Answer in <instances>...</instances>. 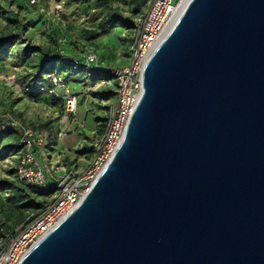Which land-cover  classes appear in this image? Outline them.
<instances>
[{
	"label": "water",
	"instance_id": "water-1",
	"mask_svg": "<svg viewBox=\"0 0 264 264\" xmlns=\"http://www.w3.org/2000/svg\"><path fill=\"white\" fill-rule=\"evenodd\" d=\"M20 264H264V0H190L122 143Z\"/></svg>",
	"mask_w": 264,
	"mask_h": 264
},
{
	"label": "rangeland",
	"instance_id": "rangeland-1",
	"mask_svg": "<svg viewBox=\"0 0 264 264\" xmlns=\"http://www.w3.org/2000/svg\"><path fill=\"white\" fill-rule=\"evenodd\" d=\"M148 9V0H0V40L19 35L8 52L0 54L3 76L0 78V117L13 116L29 126L46 130L50 155L43 160L45 164L58 160L54 146L59 140L77 133L83 143L78 147L77 158L68 161L70 168L85 171L104 135L107 111L94 95L95 91L104 95L106 90L99 87L98 78L91 79L83 71L67 73L68 69H63L58 62L54 71L65 74L66 87L58 88L57 95L50 94L46 89L48 76L41 69L44 56L53 57L61 44L59 40L65 38L67 43L63 48L68 56L78 58L93 52L104 69L126 66L131 59L136 25L145 18ZM116 10L124 17L122 23L113 21ZM69 93L77 97L75 114L67 113ZM108 102L114 103L115 97L110 96ZM17 159L15 139L3 138L0 179L23 187L15 173ZM55 193L46 198L49 204ZM35 195L38 201L44 200L42 195ZM17 198L18 192L8 185H0L1 246L7 234L15 233L26 222L16 207Z\"/></svg>",
	"mask_w": 264,
	"mask_h": 264
},
{
	"label": "built area",
	"instance_id": "built-area-1",
	"mask_svg": "<svg viewBox=\"0 0 264 264\" xmlns=\"http://www.w3.org/2000/svg\"><path fill=\"white\" fill-rule=\"evenodd\" d=\"M148 2L149 9L145 18L136 25L137 33L131 46L128 65L104 69L98 55L93 52L71 59L74 71L87 72L91 79L97 77L99 87L106 88L110 96L115 97V102L110 104L109 99L100 91L94 92L99 102L103 103L100 105L106 108V124L95 156L85 171L79 172L65 165L52 167L45 164L43 160L50 155L47 150L49 136L46 130L29 126L13 116L4 119L0 117V133L13 131L18 134L20 149L15 168L18 179L44 189L55 188L56 192L54 200L41 213L31 216L15 233L5 236L4 244L0 245V264H20L28 251L77 207L122 143L143 92L144 68L154 50L180 17L182 0ZM59 42L61 44L57 51L60 58L66 60L67 54L63 48L66 39ZM2 77L0 71V78ZM48 80L46 89L50 94L57 95L58 88L66 87L64 74L52 72L48 74ZM66 101L67 113L75 114L77 97L69 93Z\"/></svg>",
	"mask_w": 264,
	"mask_h": 264
},
{
	"label": "trees",
	"instance_id": "trees-1",
	"mask_svg": "<svg viewBox=\"0 0 264 264\" xmlns=\"http://www.w3.org/2000/svg\"><path fill=\"white\" fill-rule=\"evenodd\" d=\"M116 11L118 12V10ZM123 18L124 17L122 16V14L118 12L117 16L115 17L113 21L115 22V20H117L119 23H122ZM10 21H13V20L10 19ZM95 35L98 36V34L96 33ZM18 39H19V35L13 34L12 36H9L7 38L0 40V43H1L0 44V54H3L4 52L5 53L8 52L9 47H11L14 44V42L17 41ZM57 49L58 48H56V53L53 57L50 55L44 56L45 62L42 64V67H41L42 71L46 73L47 76L48 74L52 72H56L54 71V69L58 62L62 64L63 69H68L67 73L68 72L75 73V74L78 73L79 71H74L71 66V59L75 57L66 55V60H64L63 58H60ZM57 59H59V61H57ZM57 73H60V72H57ZM105 98L110 99V93L107 92V94L105 95ZM6 137H13L15 139V148L17 149L18 154H19L20 146L18 144V134H16L13 131H7V132L0 133V141ZM19 184L23 187L17 186L15 182H12L10 180L0 179V185H8L12 189H14L15 192H18L16 207L19 209L21 218L27 221L31 216L38 215L48 206L49 203L47 202L46 198L55 192V188L44 189V188H40L38 186L28 184L22 181L19 182ZM36 193L42 195L44 197V200H42L41 202L38 201L35 195Z\"/></svg>",
	"mask_w": 264,
	"mask_h": 264
},
{
	"label": "crops",
	"instance_id": "crops-1",
	"mask_svg": "<svg viewBox=\"0 0 264 264\" xmlns=\"http://www.w3.org/2000/svg\"><path fill=\"white\" fill-rule=\"evenodd\" d=\"M105 91L106 90H104L103 93L106 95L107 92H105ZM82 143H83V139H81L77 133L70 135L64 139L59 140L57 142L56 146H54V150H55L54 152L58 153V158H57L58 160L52 159L49 162V165L51 166V163H52V167H56L58 165H65V166L70 168L71 165H70L68 159H72V158L76 159L77 158V156H78L77 154L79 151L78 147H80V145H82ZM48 151H50V150H48ZM79 171H83V170L80 169Z\"/></svg>",
	"mask_w": 264,
	"mask_h": 264
},
{
	"label": "bare ground",
	"instance_id": "bare-ground-1",
	"mask_svg": "<svg viewBox=\"0 0 264 264\" xmlns=\"http://www.w3.org/2000/svg\"><path fill=\"white\" fill-rule=\"evenodd\" d=\"M190 0H182V4L180 7V11H179V15H181V13L183 12L184 8L186 7V5L188 4Z\"/></svg>",
	"mask_w": 264,
	"mask_h": 264
}]
</instances>
